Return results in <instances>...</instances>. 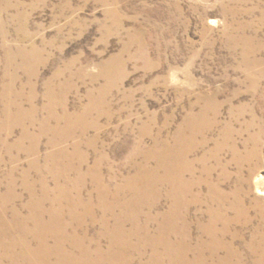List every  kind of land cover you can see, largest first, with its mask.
Returning a JSON list of instances; mask_svg holds the SVG:
<instances>
[{"label":"rangeland","instance_id":"374dc122","mask_svg":"<svg viewBox=\"0 0 264 264\" xmlns=\"http://www.w3.org/2000/svg\"><path fill=\"white\" fill-rule=\"evenodd\" d=\"M17 46H35L42 51L43 64L34 82L35 90L21 92L16 87L11 94L4 93V84L8 83L6 51ZM18 75L20 81L26 82L24 72ZM92 103L95 106L88 111ZM208 104L220 108L221 126L237 115L242 119L238 129H244L249 120L255 119V131L264 130V0H0V181L4 184L1 194L7 192L10 179L18 186L17 195L22 196L10 205V211L16 208L20 212L18 218L12 222L11 213L3 217L0 260L8 261L3 253L13 252L10 247L19 240L22 229L30 234H45L44 228L51 229L52 219L47 213L39 220L40 227L36 220L29 219L30 198L22 188V174L34 163L31 180L39 179L38 170H43L46 178L45 170L51 167L47 158L62 150L71 155L76 145L80 146V154L88 156V162L82 169L73 170L70 178L87 175L102 157L100 169L107 203L105 209L92 176L77 184L82 203L73 211L70 209V214L66 204L61 207L67 213L60 217V223L70 221L63 234L101 239L102 249L106 250L109 243L102 234L119 229L135 235L131 242L135 249L138 242L144 246L141 240L151 234L156 236L161 218L172 203L166 198V188L159 192L144 186L142 180L127 186L128 178L141 177L137 167L158 168L155 162L145 164L143 157L128 162L132 148L137 144L144 155L156 141L176 145L174 135L185 118L198 114ZM19 106L27 113L34 110L36 124L31 134L35 137L43 131L40 125L44 121L52 117L63 120L65 113L78 117L81 126L95 122L97 129L90 128L81 136L76 133L73 139L55 147L49 144L56 137L48 132L41 137L35 156L23 155L16 147L9 154L8 146L20 145L22 120L16 112ZM8 122L14 129L9 137L2 129ZM47 125L48 129L60 130L66 123L57 124L52 118ZM220 130L218 127L210 134L211 144L199 151L197 157L213 148ZM144 131L147 132L143 135ZM237 142L242 140L237 138ZM260 152L262 165L251 174L249 183L251 198L264 203V138ZM18 155L19 160L12 161ZM75 164H79L78 160ZM61 168L57 165L54 169ZM13 170L15 174L10 175ZM163 174L160 169L154 177L158 180ZM48 181L53 189L50 176ZM202 186L196 189L201 193L200 206L192 204L186 213L193 243L202 237L204 242L209 238L199 229V225L209 221L208 193L204 183ZM69 190L73 195L77 193L73 188ZM143 191L154 196L152 199L161 198L158 208L151 212L160 223L150 222L146 226L149 219L140 216L136 224L134 206ZM36 192L41 194V188ZM42 206L46 212L51 209L50 203ZM101 222H105V229ZM46 234L58 233L48 230ZM77 239L81 241L82 236ZM35 243L38 248L36 240ZM48 244L55 245L53 240ZM147 245L146 251L151 246L148 242ZM71 248V242L64 247L69 253ZM133 257L129 251L128 264H141L136 263L138 258L132 261Z\"/></svg>","mask_w":264,"mask_h":264},{"label":"bare ground","instance_id":"6f19581e","mask_svg":"<svg viewBox=\"0 0 264 264\" xmlns=\"http://www.w3.org/2000/svg\"><path fill=\"white\" fill-rule=\"evenodd\" d=\"M41 52L35 46L30 48L17 46L15 49L9 48L6 51L5 68L7 72H5V78L8 79V83L4 84V93L11 94L16 87H19L21 92L28 88L35 90L34 82L37 81L39 70L43 64V60L40 58ZM11 71L14 72L11 73ZM18 72L26 74V82L20 81ZM51 97L53 98V94ZM30 102L33 103V98ZM94 106L95 104L92 103L88 111H91ZM219 110L220 108L217 109L208 104L202 107L198 114L192 112L193 114L188 115L177 134L174 135L176 144H173L174 146H168L167 143L159 144L156 141L144 155L137 144L132 148L128 162L143 157L145 164L149 165L155 162L159 169L152 168L151 170L146 166L137 167V171L141 172V177L136 175L128 178L127 186L142 180L144 186L151 187L153 190L156 189L160 192L161 189L166 188L169 190L166 198L172 203L170 209L162 218L160 217L162 224H159L156 236L151 234L146 240H141L145 242L144 246L138 242L135 249L131 244L135 235L124 234V231L119 229H112L110 234H102V238L107 239L109 243L106 250L102 249L101 239L93 241L86 235L63 234V230L69 226L70 221L62 224L59 221L60 217H63L67 212L70 214V209L73 211L82 203L77 184L92 176L93 182L97 183L98 196L105 209V203H107L106 184L100 169L103 163L102 157L101 160L98 159L94 169H89L87 175H79L76 180L70 178V173L73 170L82 169L88 162V156L80 154V146L76 145L71 155L67 150H62L47 158L46 161L51 167L45 170L46 178H44V171L38 170L39 179L31 180L34 163H31L29 169L22 174V188L30 198L29 219L36 220L37 226L40 227L41 221L39 220L42 219V216L46 213L51 215L52 223L49 225L51 229L48 227L44 229L45 231L52 230L58 234H46L47 231H42L45 234H30L28 230L22 229L23 234H20L19 240L13 244V247H10L13 252L3 253L4 258L8 261L4 262L2 259L0 264H128L129 251H132L135 256L132 261L138 258L136 263L141 264H264V203L251 198L252 191L249 183L251 174H254L256 169L262 165L260 147L261 140L264 138V130L262 128L255 131V119L249 120L251 122L244 129L243 127L238 129L237 126L242 119L237 115L231 116L230 121L221 126ZM16 112H18V119L22 120L20 123L22 135L20 145L7 147L9 154H12L16 147L18 152L24 153L23 155L35 156L39 152L38 143L41 137L44 138L48 132L56 137L49 144L50 147H55L73 139L76 133L81 136L87 134L90 128L97 129V123L81 126L76 120L79 119L78 117H72L65 113L63 120L52 117L56 119L57 124L65 121L66 126L63 129H48L47 123L51 122V118L40 125L43 131L35 137L31 134V128L36 124L33 117L34 110L27 113L19 106ZM109 118H111L110 115ZM218 127H221V133L218 140L214 142L213 148L204 156L197 157L199 151L209 147L212 142L209 136ZM2 129L8 137L14 134L12 124L9 122L5 123ZM146 132L144 131L142 134L144 135ZM237 138L242 140V145L237 142ZM27 143L29 144L27 145ZM92 144L93 140L90 141V147L93 146ZM223 154L224 156H222ZM19 157L20 155L13 156L12 161H18ZM77 160L78 165L75 164ZM1 161L2 158H0V165ZM57 165H61L63 168L54 169ZM197 166L200 167L199 171ZM160 169L164 174L161 179L157 180L154 174ZM15 171L13 170L10 175H14ZM197 172L206 178L198 177ZM48 176L54 186L53 189L50 188ZM9 177L11 178V176ZM8 181L7 192L4 195L1 194L4 184L0 181V232L5 228L1 225L5 224L4 216L11 213L13 222L20 215V212L14 207L10 211V205L21 200L22 196L17 195L18 186L10 179ZM111 181L114 182V179ZM202 183L208 193L207 217H209V221L206 225H199V229L209 238L204 242L202 237L193 243L186 213L190 210V205L200 206L201 193H197L196 189L203 187ZM38 188H41V194L36 192ZM69 188L77 190V193L73 195ZM103 188L104 191H102ZM108 194H110L109 191ZM105 195L107 196L105 197ZM153 197L148 196L146 191L141 193V199L134 206L136 224L140 216H146L149 219L146 226H149L150 222L160 223L159 219L151 212L158 208L161 198L155 200V198L152 199ZM44 203L51 204V209L48 212L42 206ZM63 204L67 205V212H64L65 208H61ZM28 208L26 209L28 210ZM145 209L148 211L144 212ZM53 220L55 224H53ZM101 224L105 229V222H101ZM41 229L44 230L42 227ZM79 236H82L81 241L77 239ZM35 240L39 244L38 248ZM49 240H53L55 245H49ZM68 242H71L73 248L76 249V255L73 248H71V253L64 249ZM147 242L151 246L150 250L146 251Z\"/></svg>","mask_w":264,"mask_h":264}]
</instances>
